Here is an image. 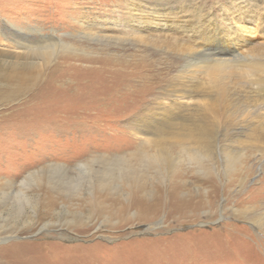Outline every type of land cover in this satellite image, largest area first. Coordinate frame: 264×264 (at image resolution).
Returning <instances> with one entry per match:
<instances>
[{"label": "rangeland", "instance_id": "374dc122", "mask_svg": "<svg viewBox=\"0 0 264 264\" xmlns=\"http://www.w3.org/2000/svg\"><path fill=\"white\" fill-rule=\"evenodd\" d=\"M249 1L0 0V28L11 22L16 28L27 31L40 28L43 32L52 29L74 32L75 18L85 20L87 26L93 27L95 23H100L96 22L98 17L107 19V23L102 24L107 30L106 34L111 38L126 40H105L78 34L79 38L71 42L79 49L76 54L80 60L70 63L81 65L77 67L82 69L99 71L102 61L106 59L104 61L110 62L108 65L114 68L126 64L128 67H125L130 71L133 69L130 67L142 65L151 74L160 75L159 80H148L141 99L131 100V93L127 98H122L119 96L123 92H116L113 94L117 95L115 98L112 96L106 101L101 100L96 106H83L86 109L85 128L48 130L35 134L32 140L20 135L9 137L11 133L1 136L0 177L14 176L20 180L31 170L37 168L40 171V177L30 179L20 188L25 192L24 195L17 194L18 183L5 189L2 200L5 199L7 211L2 212L3 218L0 221L9 223L10 227L3 229L15 235L5 245L42 240L61 245V248L49 254L43 264H68L69 251L72 252L78 246L80 249L81 246L87 247L89 256L98 255L99 264H105L117 254L126 257L132 254L137 264L146 256L152 264H264V234L255 229L252 223L264 211V139L260 136L255 139L259 135L255 125L249 126L248 122H242L240 110L235 112V121L228 117L223 122L220 118L212 129L207 142H211L210 161L213 162L208 163L206 168L198 171L184 161L168 165V174L157 179L156 183L167 193L163 192L161 206L153 215L150 213L146 219L141 220L133 208L121 212L103 205L113 199H119L125 204L142 175L139 172L135 175L137 178L128 181L124 175L118 177L121 173L118 165L113 162L104 163L105 160L111 161L115 156L125 155L138 147L139 141L126 123L144 107H155L157 102L165 101V97L169 100L170 97L165 95L166 85L177 79L185 65L198 60L183 56L169 42L132 40L133 34L125 29L129 25V4H137L134 6L135 12L166 4L167 10L175 16L171 18L169 15L170 18L160 21L165 26L180 21L185 23L188 18H192L191 15L201 13L203 19L210 18V25L218 28L215 30L219 35L227 33V29L231 30L235 43L240 45L238 49L241 53H250L253 59L264 61V2L251 5L255 1ZM180 7L183 10L175 9ZM257 7L258 11L255 9ZM196 8L200 11L196 12ZM240 9L246 18L234 22L231 17ZM135 16L139 17V14ZM216 44L219 43H215L213 49H207L213 53L223 51L221 48L214 49ZM6 48L0 47V54L7 53L9 49ZM61 51L66 49L62 48ZM10 52L14 55L13 51ZM246 59L251 60L249 57ZM141 83L133 76L119 90L127 89L129 93L133 89L131 91L135 92L140 89ZM242 99L237 95L229 96L234 105H239L240 100L245 101ZM121 108L125 109L119 113ZM254 110L257 107L251 109ZM181 126L156 132L160 136L163 133L162 136L175 139ZM183 126L186 129L184 132L193 136L209 128ZM246 126L251 130L247 131ZM170 149L177 151V145ZM227 154L232 157L231 162L224 159ZM96 155L103 160L91 162L90 159ZM53 163L62 164L65 169H47ZM79 163L88 164L80 167L77 166ZM143 174L144 178H152L150 168H146ZM207 180L212 182L209 184L205 182ZM173 186L177 187V199L188 203L182 209L170 206L172 199L168 190ZM48 198L55 200L50 208L46 206ZM206 199L208 203L204 204ZM60 201L66 206L61 205ZM103 201L105 203H99ZM246 206L253 207L254 213L246 215L242 212ZM226 233L233 234V237L226 238L224 243V238L220 237ZM239 237L242 242L234 244ZM218 240L222 246L216 247ZM29 249H32V253L38 248ZM80 249H74V252L77 254Z\"/></svg>", "mask_w": 264, "mask_h": 264}, {"label": "bare ground", "instance_id": "6f19581e", "mask_svg": "<svg viewBox=\"0 0 264 264\" xmlns=\"http://www.w3.org/2000/svg\"><path fill=\"white\" fill-rule=\"evenodd\" d=\"M155 1L159 2L160 0ZM252 1L255 3L251 5H257L259 1L264 2V0H250L249 2ZM134 6H137L135 2H131L128 6L130 17L127 18V22L129 25L125 27L131 35L133 34L132 40L148 43L169 42L168 44L178 48L179 53L183 56L198 59L185 65L177 79L166 85L165 95L170 97L169 100L165 97V101L157 102L155 107H144L126 123L128 128L133 131L132 135L139 141L136 150L128 151L125 155H117L113 160L104 162L105 164L113 162L118 165L119 172H121L118 177L121 178L124 175L128 181L137 178L135 176L137 173H142L133 187L131 197L125 204L119 199H113L103 205L121 212L133 208L136 210L137 217L143 220L147 218L148 214L152 213L153 215L161 206L163 192L167 193L156 183L157 179L168 174V165L184 161L199 171L206 168L208 163L213 162L210 161L212 160L211 142H207V140L210 139L211 131L220 118L223 122L228 117L235 121V112L240 110L241 121L248 122L249 126L255 125L259 134L255 139H258L259 136L264 139V61L253 59L250 53H241L238 49L240 45H237L238 42L235 43V38L232 37L233 33H230L231 30L227 29V33L219 35L215 30L218 28L210 25V18L203 19L204 15L198 13L197 11L200 10L197 8L195 10L197 13L191 15L192 18H188L185 23L184 21H180L178 24L172 22L170 23L173 24L172 26H165L160 21L170 18L169 15L171 18L175 16L174 13L167 10L166 4H157L139 12L134 11ZM175 9L179 11L182 8ZM255 9L258 11V7ZM136 14H139V17H136ZM245 18L241 9L237 13H233L231 17L234 22ZM253 19L251 18V20ZM74 22V27H76L74 32L77 36L74 32H58L55 29L43 32L40 28H30L27 31L23 28H16L11 22L0 28V47L9 49L7 53L0 54V141L4 133H11L12 135L9 137L20 135L27 140H32L35 134L48 130L85 128L87 125L84 117L86 109L83 106L89 104L96 106L101 100L105 99L106 101L112 96L115 98L117 95L113 94L116 92H123L119 96L122 98H127L131 93V97H129L131 100L141 99L142 90L148 86V80L160 79V75L151 74L150 70L142 65H134V67H130L133 69L128 71V65L121 64L120 67L114 68L108 65L110 62L107 63L104 59L102 67L98 71L92 68L82 69L77 67L81 65L70 63L80 60L76 54L79 49L74 47L71 42L76 37L79 38L78 34L105 40H126L111 38L106 34L107 30L103 28L102 24L107 23V19L98 17L96 22L100 23H95V27L87 26L85 20L82 19L75 18ZM215 43L219 44H216L214 49L221 48L223 50L220 51L221 53H213L208 50L209 47L213 49ZM62 48L66 51H61ZM10 51H13L14 55ZM248 57L251 60L247 61ZM133 76L142 82L140 89H136L135 92L130 89L129 93L127 89L120 91L119 87L122 84L127 85ZM234 95L245 101L240 100L239 105L232 104L229 96ZM254 107H257V110L251 111ZM122 109L125 108H121L118 112L122 113ZM180 125L182 126L175 139L162 136L163 133L160 136L156 132ZM183 125L209 126V128L205 129L202 134L193 136L184 132L186 129ZM249 126H246L247 131L251 130ZM170 145L171 147L177 145V151H171ZM97 156L92 157L93 159L90 161L103 160ZM224 159L227 162L232 161V157L228 154L224 156ZM54 163L48 165L47 169L64 168V165ZM87 164L79 163L77 166L86 167ZM146 168L151 169L152 178H144L143 173ZM39 172L37 168L31 170L20 180H17L13 175V177L1 175L0 206L2 210H0V218H3L2 212L7 211L5 199L2 200L6 193L5 189L18 183L17 194L24 195L25 192L20 188L30 179L36 180L37 176L40 177ZM205 182L210 184L212 181ZM176 190L177 187L174 186L168 190L172 199L170 206L182 209L188 203L177 199ZM54 201L48 198L46 206L52 207ZM207 201L206 199L204 204L208 203ZM60 204L66 206L61 201ZM254 210L253 207L246 206L241 211L247 215L254 213ZM252 223L255 229L264 234V211L258 214ZM5 227L9 228L10 224L0 221V264H43L42 262L54 249L61 248V245L57 243L43 240L41 242L13 241V244L5 245L9 239L15 236H12L13 232L4 230ZM232 237L233 234L226 233L220 238H224L225 243L226 238ZM18 240L21 239L18 238ZM239 242H242L240 237L238 241H234V244ZM219 246H222V243L218 240L216 247ZM32 247L38 248L36 252L30 253L32 249L29 248ZM77 248L80 249V246L74 249ZM74 249L72 252L69 251L68 264H99L98 255L90 254L91 256H89L87 247L81 246L77 254ZM150 253L152 254V252ZM138 263L152 264L147 256ZM49 264H53V262H49ZM105 264L137 263L132 254L129 257L117 254Z\"/></svg>", "mask_w": 264, "mask_h": 264}]
</instances>
